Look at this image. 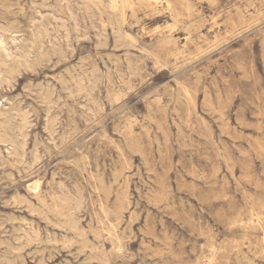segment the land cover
<instances>
[{
    "label": "rangeland",
    "instance_id": "1",
    "mask_svg": "<svg viewBox=\"0 0 264 264\" xmlns=\"http://www.w3.org/2000/svg\"><path fill=\"white\" fill-rule=\"evenodd\" d=\"M263 59L264 0H0V264H264Z\"/></svg>",
    "mask_w": 264,
    "mask_h": 264
},
{
    "label": "bare ground",
    "instance_id": "2",
    "mask_svg": "<svg viewBox=\"0 0 264 264\" xmlns=\"http://www.w3.org/2000/svg\"><path fill=\"white\" fill-rule=\"evenodd\" d=\"M116 1V0H115ZM122 1V0H121ZM115 2H113V4H114ZM126 3V2H125ZM158 3V2H157ZM68 5V4H67ZM162 5V4H161ZM88 6V5H87ZM121 7H122V5H121ZM116 9V8H115ZM123 9V8H122ZM80 10V9H79ZM112 11V10H111ZM50 16V15H49ZM52 16V15H51ZM42 17V16H41ZM174 17V16H173ZM111 18V17H110ZM124 23V22H123ZM193 23V22H192ZM52 26V25H51ZM66 29V28H65ZM65 33V32H64ZM67 36V35H66ZM70 36V35H69ZM100 37V36H99ZM98 37V38H99ZM46 38V37H45ZM68 38V37H67ZM66 38V39H67ZM78 38V37H77ZM119 38H121V36L119 37ZM82 39V38H81ZM130 40V39H129ZM130 44H131V41H130ZM30 47V46H29ZM134 49H136V48H134ZM144 51V50H143ZM31 53V52H30ZM264 60V59H263ZM139 64V63H138ZM132 70V69H131ZM82 81V80H81ZM219 92V91H218ZM118 99V98H117ZM57 102V101H56ZM100 108V107H99ZM22 112V111H21ZM49 112V111H48ZM47 115V114H46ZM95 117V116H94ZM131 119V118H130ZM223 122V121H222ZM130 127V126H129ZM50 131V130H49ZM50 135V134H49ZM28 137V136H27ZM64 138V137H63ZM25 141V140H24ZM63 141V140H62ZM23 146V145H22ZM38 152V151H37ZM122 155V154H121ZM144 156V155H143ZM73 160V159H72ZM129 163V162H128ZM118 172V171H117ZM119 175V174H118ZM116 179V178H115ZM99 183V182H98ZM109 186H111V185H109ZM36 187H37V185H36ZM101 188V187H100ZM110 188V187H109ZM33 189V188H32ZM32 191V190H31ZM104 191V190H103ZM37 193V192H36ZM56 195V194H55ZM57 196V195H56ZM13 197V196H12ZM14 200V199H13ZM39 200V199H38ZM80 206V205H79ZM79 206H78V208H79ZM71 211V210H70ZM102 211H103V209H102ZM249 224V223H248ZM71 243V242H70ZM249 243V242H248ZM208 244V243H207ZM64 245V244H63ZM225 255V254H224Z\"/></svg>",
    "mask_w": 264,
    "mask_h": 264
}]
</instances>
